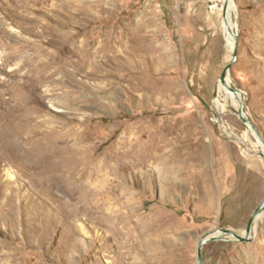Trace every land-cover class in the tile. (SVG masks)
<instances>
[{
  "label": "rangeland",
  "instance_id": "rangeland-1",
  "mask_svg": "<svg viewBox=\"0 0 264 264\" xmlns=\"http://www.w3.org/2000/svg\"><path fill=\"white\" fill-rule=\"evenodd\" d=\"M232 1L233 49L228 0H0V264H198L245 233L264 144L218 84L236 50L264 138V0ZM202 264H264V210Z\"/></svg>",
  "mask_w": 264,
  "mask_h": 264
},
{
  "label": "water",
  "instance_id": "water-1",
  "mask_svg": "<svg viewBox=\"0 0 264 264\" xmlns=\"http://www.w3.org/2000/svg\"><path fill=\"white\" fill-rule=\"evenodd\" d=\"M237 58V51L235 50L232 56L231 61L225 66L223 73L221 75V81L223 84L227 86V88L231 91H233L236 95H240V101L238 108H235V112L238 114L240 119L247 125L250 126V128L255 132V137L264 144V138L262 137L260 131L257 129L255 124L252 122V120L248 117L243 104V94L240 89L231 86L230 84L226 83V78L230 73V70L232 68L233 63L235 62ZM263 160H264V153H263ZM264 210V198L261 202V204L256 208V210L253 212L251 217L249 218L245 233L242 235L235 231L234 229L230 228H218L216 230L210 231L208 234H206L204 237L201 238L199 242V249H198V264H202V248L206 243H210L216 240H234V241H240L245 242L250 239V235L256 225V222L258 218L260 217L261 213Z\"/></svg>",
  "mask_w": 264,
  "mask_h": 264
},
{
  "label": "bare ground",
  "instance_id": "bare-ground-1",
  "mask_svg": "<svg viewBox=\"0 0 264 264\" xmlns=\"http://www.w3.org/2000/svg\"><path fill=\"white\" fill-rule=\"evenodd\" d=\"M225 5V4H224ZM234 13V6H233V1L232 0H228V6L226 8V15L225 18H227V24H226V35L227 38L229 40H231L232 42L230 43L231 48L233 49L234 47V33H235V28H234V24H233V19H232V14ZM235 48V47H234ZM226 83L229 84V78L227 76L226 78ZM218 97H217V101H220V96L221 94L225 95L228 97L229 100H226L231 106L238 108L239 106V101H240V95H236L233 91L229 90L223 83L222 81L218 84ZM235 96L238 99V103L235 100ZM217 102V103H218ZM223 106H225V104H223ZM248 129L251 130L252 134L254 136L255 132L250 128V126H247Z\"/></svg>",
  "mask_w": 264,
  "mask_h": 264
}]
</instances>
